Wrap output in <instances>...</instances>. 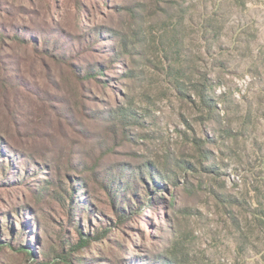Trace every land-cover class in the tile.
Segmentation results:
<instances>
[{
  "label": "rangeland",
  "instance_id": "rangeland-1",
  "mask_svg": "<svg viewBox=\"0 0 264 264\" xmlns=\"http://www.w3.org/2000/svg\"><path fill=\"white\" fill-rule=\"evenodd\" d=\"M97 28L103 41L79 48ZM1 29L75 49V66L102 64L106 82L77 83L66 66L0 42L4 66L26 86L0 83V131L19 150L49 156L55 147L64 177L88 182L71 212L65 185L50 186L63 202L38 193L43 179H58L53 170L25 174L33 159L2 157L0 240L33 255L9 245L0 264H61L51 249L77 239L80 223L99 235L74 255L80 264H157L174 237L188 264H264V0H0ZM205 78L210 114L192 93ZM148 167L166 175L165 189L149 204L132 201L123 221L126 194L115 203L103 176L135 188L130 177L144 180Z\"/></svg>",
  "mask_w": 264,
  "mask_h": 264
},
{
  "label": "trees",
  "instance_id": "trees-1",
  "mask_svg": "<svg viewBox=\"0 0 264 264\" xmlns=\"http://www.w3.org/2000/svg\"><path fill=\"white\" fill-rule=\"evenodd\" d=\"M105 34H103L102 30L100 28L94 29V31H90L88 35L79 37L76 44H78L79 48L82 47V45L87 46H96V44L101 43L103 41V37ZM7 40H10L14 42L16 45H19L21 47H24L34 54L40 56V60H48L51 63L64 67L66 66L70 70V75L73 77V79L77 83H82L84 81H92V79H97L100 82H106L103 81L102 78H99L100 73L104 71V66L102 64H93L86 68H79L75 66V49H72L71 54H69L67 51H61L58 49L56 45H46V41L42 43L41 37H38L37 39H31L25 35H23L20 32H10L6 31L4 29L0 30V42L5 43ZM75 45V43H73ZM73 45V46H74ZM125 45V42H124ZM72 46V47H73ZM63 50V49H62ZM4 50L0 49V83L3 84L5 90L10 89H16L26 87L24 83L21 82V80H18L16 76H14V70L11 68H7L4 66L3 63L6 61H3V54ZM112 53L114 56L119 57L118 54L115 52V50H112ZM5 72V73H4ZM177 86L179 89H181L182 85H184V81L180 78H177ZM193 89L192 93L196 96V99L199 102V105L202 109H205L209 114L215 112L216 110V104L213 96L210 94L211 92V85L208 78L198 80L197 82L193 83ZM123 120V119H122ZM22 135H26L28 137H32V139L37 138L34 133H30L27 131V133H24ZM7 141V142H6ZM15 143L11 141V139L8 138L7 134H3L0 131V159L2 157L8 161V157H18L28 160H32L31 169H25V174L31 172L32 170L35 171V174H41L45 172L46 170L50 169L53 170L58 177V179H55L53 176H50L49 178H45L42 180V185L40 187V190L38 191L39 194H42L43 192L47 191L48 194L52 195L53 198H59L57 192H59L60 197L63 198L64 195L60 194L59 190L61 188H64L66 186V194L69 196V207L71 212H74V206L77 203L76 198L79 197L78 191L81 187H85V189L88 187V182L84 177H76V176H69V170L65 173L64 177V171L63 167L61 166V156H59V153H55V147L54 149H51V155H47V153H44L42 151H33L29 152L28 149L23 148L22 150L13 148L15 147ZM12 149V150H11ZM10 151V155H8V152ZM55 153V154H54ZM70 164V166H75V168L78 167V165H83L81 162H77L75 165L73 164L72 159L67 160ZM0 162H2L0 160ZM186 165H189L188 163H185ZM204 164H202L203 166ZM28 167V165H26ZM101 167V164H99L97 161L93 164V167ZM190 166V165H189ZM191 167H193L191 165ZM3 169L5 170V164L3 166ZM66 170V169H65ZM77 170V169H76ZM149 176L144 177V180H141L143 178L142 176L137 177H130L133 180H138L139 182H142L144 187L147 191L145 193L141 194L139 192V188H136V186L139 185V182H137L134 187L131 185V183H127L128 186L121 183V177L120 174L112 175L111 172L107 171L106 174L103 176L104 180L106 179L108 183H104L105 187L108 189L109 194L112 198V200L116 203L117 196L119 194V190L121 189L122 192H125V204L129 203L124 207L123 213L121 214L123 217L121 220L125 221L128 217H130L135 212V207L132 206V201H136L137 203H141L140 206L149 204L152 202V198L154 197V193L161 192L165 189L164 183H160L162 178L164 179L166 175H162L158 173L157 177L152 176V168L148 167ZM23 173L20 172V175H18L19 178H21ZM103 174L101 173V176ZM66 179V180H65ZM109 179V180H108ZM67 183V184H66ZM65 185V186H64ZM52 186V187H50ZM142 187V186H141ZM67 202V201H66ZM88 208V203L84 201V206L82 209V212L84 213L85 210ZM83 222V221H82ZM23 227L26 229V226L23 224L21 226V232L24 231ZM107 229H104L103 235L106 233ZM78 238L72 239V238H66L64 239L61 245V249L59 251L56 248H52L51 250L57 252L56 258L58 259V262L61 264H80V261L74 258V255L81 251H87L90 248V245L95 237L99 238L98 234L92 235L90 231H84V228L80 226L77 229ZM102 235V236H103ZM174 240H171L170 243L167 245L163 253L159 254L157 259V264H188L185 256L187 255L186 250L184 249V244H181L179 239L177 237H174ZM62 240V239H61ZM12 240H6L2 241L0 240V253L3 252L4 248L6 246H12L18 248L20 252H24L27 255H33L32 249L28 244H25L23 242H18L19 244L15 246L17 243H13ZM42 254V252H41ZM40 254V256H41ZM48 255V254H47ZM46 256V254H45ZM54 258V259H56ZM156 259V260H157Z\"/></svg>",
  "mask_w": 264,
  "mask_h": 264
}]
</instances>
